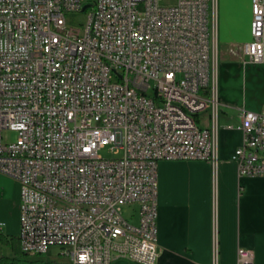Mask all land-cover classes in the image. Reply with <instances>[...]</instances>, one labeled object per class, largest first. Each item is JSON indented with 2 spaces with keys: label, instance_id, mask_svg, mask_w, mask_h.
<instances>
[{
  "label": "built area",
  "instance_id": "built-area-1",
  "mask_svg": "<svg viewBox=\"0 0 264 264\" xmlns=\"http://www.w3.org/2000/svg\"><path fill=\"white\" fill-rule=\"evenodd\" d=\"M161 1L0 0V174L20 186L24 254L157 264L158 163L217 162V0ZM84 6L85 25L69 26ZM251 6L243 49L260 64L264 0ZM207 110L212 128L196 120ZM240 117L232 160L264 176V112ZM108 146L115 158L99 154ZM238 263L253 254L239 249Z\"/></svg>",
  "mask_w": 264,
  "mask_h": 264
},
{
  "label": "crops",
  "instance_id": "crops-1",
  "mask_svg": "<svg viewBox=\"0 0 264 264\" xmlns=\"http://www.w3.org/2000/svg\"><path fill=\"white\" fill-rule=\"evenodd\" d=\"M251 0H217V162L158 163L157 264H239L238 251L264 264V176H240L241 112H264V61L251 63ZM210 110L196 116L212 128ZM113 264H133L116 259Z\"/></svg>",
  "mask_w": 264,
  "mask_h": 264
},
{
  "label": "rangeland",
  "instance_id": "rangeland-1",
  "mask_svg": "<svg viewBox=\"0 0 264 264\" xmlns=\"http://www.w3.org/2000/svg\"><path fill=\"white\" fill-rule=\"evenodd\" d=\"M178 0H162L161 5L171 7L176 5ZM94 0H89L92 4ZM90 8L83 12H74L67 15L69 26L83 27L86 23L87 15ZM117 79L115 78V81ZM17 134L11 131L4 133V141L15 142ZM104 158H115L116 156L108 146L99 151ZM20 186L16 180L6 175L0 174V236L1 234L7 238L18 236L20 229ZM124 218L132 224L138 223V206L126 205L123 207ZM58 248H49L48 253L42 256L43 259L51 261H59L63 264H71L68 259L58 255ZM2 256H12L11 248L4 246L0 241V258Z\"/></svg>",
  "mask_w": 264,
  "mask_h": 264
},
{
  "label": "trees",
  "instance_id": "trees-1",
  "mask_svg": "<svg viewBox=\"0 0 264 264\" xmlns=\"http://www.w3.org/2000/svg\"><path fill=\"white\" fill-rule=\"evenodd\" d=\"M0 241L4 246L10 247L12 251V256H2L0 258V264H63L57 260L51 261L43 259L42 256H28L24 254L21 251L18 236L9 239L1 234Z\"/></svg>",
  "mask_w": 264,
  "mask_h": 264
},
{
  "label": "water",
  "instance_id": "water-1",
  "mask_svg": "<svg viewBox=\"0 0 264 264\" xmlns=\"http://www.w3.org/2000/svg\"><path fill=\"white\" fill-rule=\"evenodd\" d=\"M89 6H84L83 7V11H86V9L88 8Z\"/></svg>",
  "mask_w": 264,
  "mask_h": 264
}]
</instances>
